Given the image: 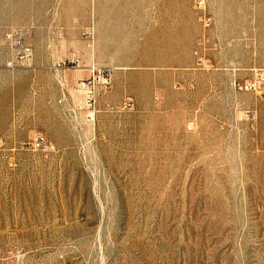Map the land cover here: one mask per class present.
Here are the masks:
<instances>
[{"label":"rangeland","instance_id":"374dc122","mask_svg":"<svg viewBox=\"0 0 264 264\" xmlns=\"http://www.w3.org/2000/svg\"><path fill=\"white\" fill-rule=\"evenodd\" d=\"M0 264H264V0H0Z\"/></svg>","mask_w":264,"mask_h":264},{"label":"built area","instance_id":"2783aa9c","mask_svg":"<svg viewBox=\"0 0 264 264\" xmlns=\"http://www.w3.org/2000/svg\"><path fill=\"white\" fill-rule=\"evenodd\" d=\"M10 39L13 38V34L9 35ZM13 45L15 46V48L17 47L18 50H15V52L13 53V58L16 61H26L29 60L33 54V49L31 46L24 44L21 39L15 40V42H13ZM12 64V63H10ZM96 69L92 70V72L95 74ZM97 72L100 74H98L99 76H101L105 82H108V80L111 78V74L105 70H97ZM246 89H252L253 85H246L245 86ZM77 88L80 91H84L85 92V101L86 103L90 106L94 103L95 101V95H94V91H95V86L92 84V82L90 81V79H82L79 80L77 83ZM126 106H131V103L128 102L126 104ZM33 146L36 149H40V150H44V151H53L55 149V145L44 135H40L38 137L35 138V140L33 141Z\"/></svg>","mask_w":264,"mask_h":264}]
</instances>
